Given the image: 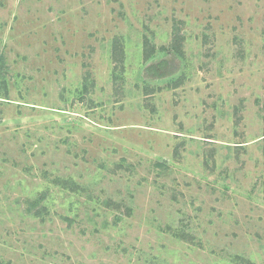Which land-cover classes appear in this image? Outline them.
<instances>
[{"label": "rangeland", "instance_id": "obj_1", "mask_svg": "<svg viewBox=\"0 0 264 264\" xmlns=\"http://www.w3.org/2000/svg\"><path fill=\"white\" fill-rule=\"evenodd\" d=\"M0 264H264V0H0Z\"/></svg>", "mask_w": 264, "mask_h": 264}, {"label": "trees", "instance_id": "obj_2", "mask_svg": "<svg viewBox=\"0 0 264 264\" xmlns=\"http://www.w3.org/2000/svg\"><path fill=\"white\" fill-rule=\"evenodd\" d=\"M148 55V54H147ZM165 64V61H160L157 64H151L147 67V70H150L153 72L156 78H159L162 76L161 69L163 68V65Z\"/></svg>", "mask_w": 264, "mask_h": 264}]
</instances>
